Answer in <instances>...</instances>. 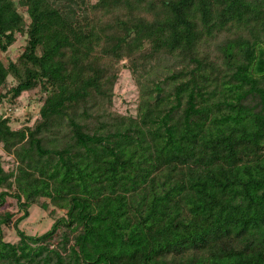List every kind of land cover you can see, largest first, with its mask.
Listing matches in <instances>:
<instances>
[{"label":"trees","instance_id":"trees-1","mask_svg":"<svg viewBox=\"0 0 264 264\" xmlns=\"http://www.w3.org/2000/svg\"><path fill=\"white\" fill-rule=\"evenodd\" d=\"M0 108V264H264V0H0Z\"/></svg>","mask_w":264,"mask_h":264},{"label":"rangeland","instance_id":"rangeland-1","mask_svg":"<svg viewBox=\"0 0 264 264\" xmlns=\"http://www.w3.org/2000/svg\"><path fill=\"white\" fill-rule=\"evenodd\" d=\"M23 44V37H17L16 42L10 46L8 51L4 54H1L2 59L5 60L6 56L15 59L18 56V53L21 51ZM114 94L115 107L118 110L123 112H132L134 110L137 93L133 80L127 71L120 73V77L114 87ZM20 101V105L18 107H13L10 111V113L16 117V119L10 124L12 128H17L23 122H25L24 119L28 117V113H31V115H29L31 122L36 117L37 104L34 102V99L29 97L28 92L21 95ZM0 111H2L1 108ZM0 155L4 168L6 170L10 169L13 162L12 157L6 155L1 148ZM5 212H12L14 214L12 219L21 215V212L18 210V206L16 205L13 198H7L5 204L0 208V214ZM53 221L54 217L49 214L48 210L41 208L38 204H34L29 208L28 217L20 222L19 228L31 235L41 234L51 227ZM4 238L8 241H16L18 238L16 235V230L13 228H5Z\"/></svg>","mask_w":264,"mask_h":264},{"label":"water","instance_id":"water-1","mask_svg":"<svg viewBox=\"0 0 264 264\" xmlns=\"http://www.w3.org/2000/svg\"><path fill=\"white\" fill-rule=\"evenodd\" d=\"M159 97V94H157V98Z\"/></svg>","mask_w":264,"mask_h":264}]
</instances>
